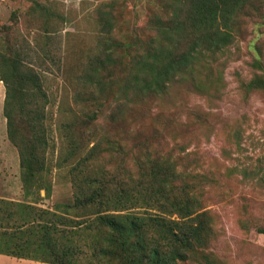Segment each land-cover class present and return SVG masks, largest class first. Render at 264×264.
Masks as SVG:
<instances>
[{
  "label": "rangeland",
  "instance_id": "obj_1",
  "mask_svg": "<svg viewBox=\"0 0 264 264\" xmlns=\"http://www.w3.org/2000/svg\"><path fill=\"white\" fill-rule=\"evenodd\" d=\"M36 1L50 13L48 30H43L40 16L31 13L35 0H0V35L10 31L18 40L16 45L24 49L26 62L38 70L47 94L49 144L41 179L49 190L34 186L30 193L24 190L18 150L7 138L5 84L0 80V199L52 211L55 203L70 202L74 192L71 165L56 162L62 146L59 127L82 119L84 110L95 111L99 134L120 144L110 152L101 150L95 166L108 162L114 170L108 177L115 173L124 177L146 150L170 154L187 166L205 208L214 213L216 237L211 249L220 258L218 264H264V233L257 229L264 228V93L241 87V81L254 75L264 77V0H255L257 8L238 18L240 26L220 56L221 72L215 74V82L202 79L195 88L189 80H174L166 93L137 100L134 106L131 101L137 97L123 89L127 79L123 74H131V45L150 37V16L161 10V3ZM108 50H117L122 62H112L107 68L102 91L90 85L84 69ZM235 129L240 132L237 138L232 136ZM93 169L88 165L76 175L86 177L95 173ZM0 264L48 263L0 259Z\"/></svg>",
  "mask_w": 264,
  "mask_h": 264
},
{
  "label": "trees",
  "instance_id": "obj_2",
  "mask_svg": "<svg viewBox=\"0 0 264 264\" xmlns=\"http://www.w3.org/2000/svg\"><path fill=\"white\" fill-rule=\"evenodd\" d=\"M158 1L161 10L150 16V37L131 45V74H123L127 78L123 89L137 97L131 101L133 106L137 100L166 93L174 80H189L195 88L202 79L215 82V74L221 72L220 56L240 26L238 18L257 8L255 0ZM46 8L35 0L31 10L36 13L33 17L42 19L43 30L49 27ZM3 34L0 80L5 84L7 138L18 150L26 193L30 186L48 191L41 179L49 144L47 94L38 70L26 62L24 49L16 45L18 40L10 31ZM112 62H122L117 50L91 60L84 69L90 85L104 90ZM241 87L264 93V77L254 75L241 81ZM97 118L95 111L84 110L82 119L59 127L62 146L56 162L71 165L74 192L70 202L55 203L52 211L0 199V253L48 264H177L186 260L218 264L220 258L211 249L216 237L214 213L205 208L187 166L170 154L146 150L124 177L118 173L108 177L114 171L108 162L96 163V167L94 159L101 150L110 152L120 144L99 134ZM239 134L236 129L232 132L236 138ZM88 165L94 166L95 173L79 178L76 174ZM257 229L264 233L263 227Z\"/></svg>",
  "mask_w": 264,
  "mask_h": 264
},
{
  "label": "crops",
  "instance_id": "obj_3",
  "mask_svg": "<svg viewBox=\"0 0 264 264\" xmlns=\"http://www.w3.org/2000/svg\"><path fill=\"white\" fill-rule=\"evenodd\" d=\"M0 259H7L9 261H22V260L35 261L33 259H27V258H23V257H16V256H12V255H7V254H4V253H0Z\"/></svg>",
  "mask_w": 264,
  "mask_h": 264
}]
</instances>
